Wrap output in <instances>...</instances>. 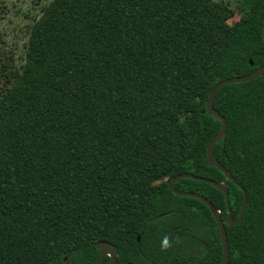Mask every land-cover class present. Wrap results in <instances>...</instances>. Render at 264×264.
<instances>
[{
  "label": "trees",
  "instance_id": "obj_1",
  "mask_svg": "<svg viewBox=\"0 0 264 264\" xmlns=\"http://www.w3.org/2000/svg\"><path fill=\"white\" fill-rule=\"evenodd\" d=\"M51 0L0 93V264H219L202 200L170 180L215 181L213 87L264 65V0ZM14 61L13 59H11ZM252 62V63H251ZM227 130L214 154L247 194L226 224L230 264H264V73L221 88ZM228 214L214 185L181 178ZM236 219L244 192L227 181ZM139 237V240H138ZM108 257L103 264H107Z\"/></svg>",
  "mask_w": 264,
  "mask_h": 264
},
{
  "label": "water",
  "instance_id": "obj_2",
  "mask_svg": "<svg viewBox=\"0 0 264 264\" xmlns=\"http://www.w3.org/2000/svg\"><path fill=\"white\" fill-rule=\"evenodd\" d=\"M262 35H263V39H264V25H263ZM263 73H264V65L256 68L254 71H252L250 73L223 79V80L219 81L213 87V89L209 95V98H208V101L206 104V110L209 114L214 115L215 117L220 119L221 127H220L219 131L216 133V135H214L212 137V139L210 140V142L208 144V147H207L208 163H209V165L215 166L218 169H220L225 174L226 181L219 182V181H215V180H212V179H209L206 177H201V176L195 175L193 173H180V174L176 175L175 177H173L169 183L171 190L175 194L181 195V196H189V197L198 198V199L202 200L204 203H206L207 206L210 208V210H211V212H212V214L216 220L218 230H219V234H220V238L222 241V257H221L219 264H230L229 243H228V237H227V231H226V224L238 225L240 223V221L242 220L243 214L245 212L246 205H247V194H246L244 188L241 186V184L238 183V181L234 178V176L229 172V170L224 165H222L220 163V161L217 159V157L214 154L213 149H214L215 143L220 141L226 133L227 120L214 107L213 102H214V98H215L216 94L218 93V91L221 88H223L225 85L251 80V79H253V78H255V77H257ZM181 178H191L194 180L207 182V183L214 185L218 189H220L224 193L225 198H226V204H227V209H228L227 217L222 218L220 209L217 208L209 199H207L203 195H201L197 192L181 191V190L176 189L175 183L177 180H179ZM228 180H230L233 183H235L236 185H238L244 192L243 204H242V207L240 209L239 215L236 219L233 217L232 209L230 206V197H229L228 188H227V181ZM138 240H139V237H138ZM96 247L99 250V255H98V259H97L96 264H103L106 257H108L107 264H118V260H117L118 247L115 244L110 243L108 241H99L96 243Z\"/></svg>",
  "mask_w": 264,
  "mask_h": 264
},
{
  "label": "rangeland",
  "instance_id": "obj_3",
  "mask_svg": "<svg viewBox=\"0 0 264 264\" xmlns=\"http://www.w3.org/2000/svg\"><path fill=\"white\" fill-rule=\"evenodd\" d=\"M50 1L0 0V93H5L12 85L11 76L6 74V61L15 65L24 62L30 26L40 16L42 6ZM219 1L235 9L228 23H236L241 16L237 9L240 0Z\"/></svg>",
  "mask_w": 264,
  "mask_h": 264
}]
</instances>
